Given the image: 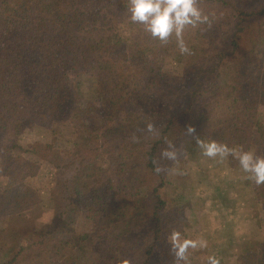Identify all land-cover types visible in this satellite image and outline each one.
<instances>
[{
  "label": "trees",
  "instance_id": "obj_1",
  "mask_svg": "<svg viewBox=\"0 0 264 264\" xmlns=\"http://www.w3.org/2000/svg\"><path fill=\"white\" fill-rule=\"evenodd\" d=\"M197 3L209 20L186 26L189 54L133 23L129 0H0V264H176L165 239L186 205L160 191L187 172L162 153L194 159L204 137L264 156V0ZM39 119L72 125V149L24 147ZM44 161L58 170L52 224L10 234L2 218L43 202L28 181ZM244 253L238 264H264V241Z\"/></svg>",
  "mask_w": 264,
  "mask_h": 264
},
{
  "label": "rangeland",
  "instance_id": "obj_2",
  "mask_svg": "<svg viewBox=\"0 0 264 264\" xmlns=\"http://www.w3.org/2000/svg\"><path fill=\"white\" fill-rule=\"evenodd\" d=\"M83 90L88 92V86L85 85ZM104 106L107 105L104 103ZM50 125L48 119H39L26 126L20 143L30 149L42 145L44 152L52 151L49 156H53L54 151L71 150L74 138L72 125L68 124L53 131ZM199 139L205 140L204 137ZM239 141H235L232 148L237 151L252 149L260 156L259 150L249 141ZM28 157L40 159L31 154ZM177 166L186 170L185 177L183 180L172 178L173 182L160 193L167 202L180 197L186 205L180 226L173 228V231L181 234V239L197 242V248H193L186 255L195 254V257L199 256L205 260H208L210 255H216L224 264H238L249 247H259L264 241V209L256 199V184H247L248 173L240 167L238 159L233 157L230 162L229 155L224 158L205 157L200 147L194 159L177 152L170 171L171 167L175 169ZM57 173L58 170L51 164L45 161L41 164L39 174L30 179L28 184L41 193L43 202L31 211L2 218L1 227H4L6 232L19 234L24 238L40 227L52 224L50 195L56 193ZM170 235L166 237L165 244L175 256L169 240ZM201 241H206L205 247L199 246ZM7 245L8 243H5V246ZM8 246L10 248V245ZM14 246L15 243H12L11 247ZM70 247L66 249L68 254L76 252L75 248L69 249ZM2 248L4 247L0 246V250ZM4 256L3 252H0V257Z\"/></svg>",
  "mask_w": 264,
  "mask_h": 264
},
{
  "label": "clouds",
  "instance_id": "obj_3",
  "mask_svg": "<svg viewBox=\"0 0 264 264\" xmlns=\"http://www.w3.org/2000/svg\"><path fill=\"white\" fill-rule=\"evenodd\" d=\"M128 12L129 19L133 23H141L144 25L146 32L150 33L153 38L159 39L161 42H167L172 34L178 42L181 53H189L190 49L185 44L183 33L186 26L196 27L205 24L209 20V16L205 14L198 6L197 0H129ZM153 130L152 124H148V131ZM193 128L189 127L188 132L192 133ZM197 144L202 150L205 157L224 158L232 155L238 159L240 167L244 172L249 174V179L253 180L257 186L264 185V156L256 155L255 151L240 150L230 148L227 144L217 142L216 140L197 139ZM169 142V148H171ZM175 152L165 150L163 157L175 159ZM160 172L161 169H155ZM172 249L175 255L176 264L187 262V250L197 247V242L190 239H181L178 231H173L169 237ZM200 247L206 246V241L200 242ZM210 264H220L215 256H209ZM124 264H128L127 261Z\"/></svg>",
  "mask_w": 264,
  "mask_h": 264
}]
</instances>
